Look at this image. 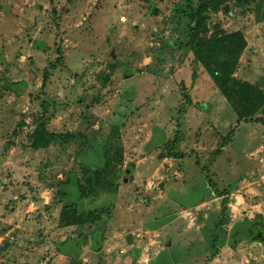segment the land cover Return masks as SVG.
Segmentation results:
<instances>
[{
    "label": "rangeland",
    "instance_id": "rangeland-1",
    "mask_svg": "<svg viewBox=\"0 0 264 264\" xmlns=\"http://www.w3.org/2000/svg\"><path fill=\"white\" fill-rule=\"evenodd\" d=\"M207 1L0 0V264H107L98 252L119 239L144 240L156 248L149 254L183 246L194 240L189 229L178 235L192 228L189 205L176 236L143 232L168 209L162 192L179 176L190 189L204 180L228 189L239 210L263 209L264 105L244 123L206 73L210 82L191 83L202 70L188 16ZM195 26L228 86L246 92L245 112L251 89L264 93V0H223ZM234 33L244 50L227 39ZM183 89L194 103L188 120ZM66 133L78 139L50 140Z\"/></svg>",
    "mask_w": 264,
    "mask_h": 264
},
{
    "label": "crops",
    "instance_id": "crops-1",
    "mask_svg": "<svg viewBox=\"0 0 264 264\" xmlns=\"http://www.w3.org/2000/svg\"><path fill=\"white\" fill-rule=\"evenodd\" d=\"M196 64L200 71L202 70V74H200L199 71L195 73L196 79H194V82L191 80L193 86L198 85V87L201 88L202 82H205V80L209 81V79L211 83L214 84L203 67L199 63ZM198 74L199 77H197ZM190 101L191 105L187 106L184 104L183 100V112H185L187 108V112L184 115L187 120L191 117L189 114L194 109V103L192 100ZM225 102L230 107L226 100ZM231 110L234 112L232 108ZM199 117H202V115H199ZM193 118L198 121L197 117ZM238 123H240V125L243 124L239 121ZM226 146L227 145L221 146V148L217 150L215 158L223 153ZM178 156L182 155H174V158L179 159ZM228 178L229 176L226 175L225 179ZM179 180L180 182L178 183L173 182L171 184H165V191L162 192H165L163 204H168V209L161 211V217L154 219L153 224H149L147 229H144L145 231L143 232L148 236V234L151 233L158 234V230H160V235H162L161 237L164 240L167 239L166 237H168V234L170 236H176L173 234L177 233H172V226L174 225L173 222L180 220L182 215H184L183 213L187 212L182 208H185L186 205H189V207L195 211L193 214L194 221L191 223L192 228H185L183 225H179L181 229L180 232H186L184 234L178 233V235H181L182 238L183 236L186 238L187 229H189V233L191 231L194 233L193 241H185L186 244L183 246H180L179 244L171 245L169 241L167 243L166 249L149 254V251L156 249L155 246L152 247V244H146L143 242L144 240L138 241L136 238L135 240L133 238V241L129 242V244L127 239H119L116 241V243H111L110 240V243L103 247L102 233L100 234V229L98 228L99 233L98 236L96 234L95 238L99 240V245L102 246L98 252V255L108 260L107 262L110 264H264V191L261 194L262 198L260 199V203L256 206H261L263 209L259 208V210L250 212L249 210L246 211L244 208L239 210V207L235 206L237 203L232 204V202H228V199H230L227 192L229 191L228 189L224 191L225 189L218 190L219 188L214 187V189L211 191L209 187H207L208 183L206 184L204 182L205 180L203 182L201 181L198 190H196L194 186L192 189H190L191 185L187 183L188 181H186L184 178L180 179V176ZM204 185H206L207 189L209 190L208 193L205 191L206 189ZM179 186L183 189H187V193L183 194L182 192L178 191ZM193 192L198 193L201 197L199 196V198L194 202L191 200L188 201V193ZM178 193H181L182 196L177 195ZM172 195L184 198L185 202H181L179 199L173 200ZM223 200L226 202V212L224 214L225 219L221 222V203ZM177 215L179 218L173 219V217ZM259 215L261 217H257L255 220V217ZM208 220H210V222H208ZM119 223L121 224V228H116L117 232H123V230L126 231L122 225V222L119 221ZM202 225L204 227H202ZM202 228H204L203 231ZM167 231L168 233H166ZM198 237H203V240H197ZM139 242H142L141 245ZM150 242L154 243L155 241L150 240ZM148 247L151 250H148ZM103 261L104 260L102 259V262ZM85 262L89 264H92L93 262L97 264L102 263L99 261L98 257L93 259L91 258V260H89L88 257Z\"/></svg>",
    "mask_w": 264,
    "mask_h": 264
},
{
    "label": "trees",
    "instance_id": "trees-1",
    "mask_svg": "<svg viewBox=\"0 0 264 264\" xmlns=\"http://www.w3.org/2000/svg\"><path fill=\"white\" fill-rule=\"evenodd\" d=\"M223 2V0H211L207 1L204 4H201L194 12H192L188 16V33H189V44H190V50L191 54L193 56V61L199 63L203 69L206 71V73L210 76L212 81L215 83L218 89L222 92L223 96L225 97L226 101L230 105V107L233 109L234 113L238 117V120L248 119L255 115L258 110L264 105V93L261 92L259 89H251L252 93L255 95L254 103L251 105V108H248L245 112H240L242 103H244V100H238V97H241V99H245V94L246 92L240 91L239 85L236 84V82L231 81V87H229V83H226L228 81L227 79H224V76H227L226 72L221 69L222 62H219V58L217 57H212L211 56V44H213L211 41H205L201 38L200 33L198 31V28L195 26V24L200 20L201 16L207 12V11H216L220 4ZM238 38L239 39V44L237 51L244 50L246 45L245 42L243 41L242 37L240 34H231L227 35V39L232 40L233 38ZM226 39V40H227ZM216 43V42H215ZM229 49L225 48V53H228ZM222 59V58H220ZM227 63L225 64V66ZM233 66L231 70H233ZM230 70V72H231ZM192 80L194 82L195 79V73L192 72L191 74ZM263 93V94H262ZM243 97V98H242ZM182 98L184 100V104L189 106L191 105V101L189 96L185 93L184 89L182 91ZM181 112L184 111V106L181 107L180 109ZM252 121V120H248ZM39 132V136L35 140V142H39L38 139L40 138V135L44 133V128L41 126ZM50 140H62L64 142L67 141H72L78 139L77 136L66 133V134H49ZM181 158L182 156H178ZM101 179L103 178L102 175H100ZM226 212V202L223 200L221 203V214H222V219L221 222L224 221L225 219V214ZM92 221L96 220L93 216H91V213L88 215L86 218V221Z\"/></svg>",
    "mask_w": 264,
    "mask_h": 264
}]
</instances>
